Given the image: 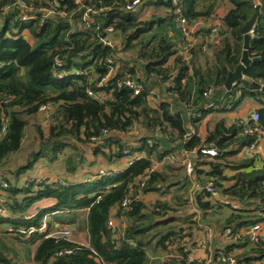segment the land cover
Masks as SVG:
<instances>
[{"label": "trees", "instance_id": "obj_1", "mask_svg": "<svg viewBox=\"0 0 264 264\" xmlns=\"http://www.w3.org/2000/svg\"><path fill=\"white\" fill-rule=\"evenodd\" d=\"M19 1L26 6L0 0V198L9 210L0 215V264H147L150 253L159 251L169 258L158 264H203L188 262L180 242L194 237L202 225L214 231L213 262L223 264L226 255L240 264H264V242L236 236L244 228L264 225V160L241 155L254 137L239 136L236 125L224 119L204 137L198 132L210 113L238 111L248 102L257 104L264 130V0H259L261 13L248 50L260 59L244 70L259 85L239 80L230 90L225 83L241 61L242 26L254 12L252 0H231L234 6L219 17L214 6L200 11L202 0H181L191 23L206 20L196 32L203 39L188 59L157 29L168 18L174 20L173 0H141L134 10L127 9L134 0H85L86 7L98 10L89 20L84 19L86 7L72 0ZM145 7L161 14L142 19ZM50 8L55 14L45 17L42 9ZM24 12L32 17L23 20ZM109 27L117 34L112 45L102 40L112 35L106 32ZM213 28L217 41L208 40ZM127 78L142 86L138 94L125 84ZM151 89L158 90L154 103ZM89 90L108 97L99 101ZM48 103L45 130L35 120L44 118L40 109ZM193 113L201 116L190 117ZM188 125L197 133L185 142ZM132 129L135 133H129ZM99 136L98 142L92 140ZM26 141L32 145L28 150ZM204 144L214 146L218 155L198 160L192 177L177 160L168 159L180 155L177 146L190 150ZM22 153L23 163L6 167ZM135 155L140 157L120 172L83 180L99 156L103 165L112 166ZM41 161L51 166L60 162L65 174L51 181L32 176ZM154 161L161 168L141 190L139 178ZM80 169H86L83 176ZM209 180L238 207L198 192L193 210L188 197L194 183ZM131 189L156 192L160 198L133 199L128 209H118L117 217L127 226L115 238L108 219ZM172 189L175 207L162 198ZM44 220L47 228L40 231ZM57 225L77 230L69 238L50 235ZM227 231L230 239L216 244V237ZM79 233L87 236L85 245L76 241Z\"/></svg>", "mask_w": 264, "mask_h": 264}, {"label": "built area", "instance_id": "obj_2", "mask_svg": "<svg viewBox=\"0 0 264 264\" xmlns=\"http://www.w3.org/2000/svg\"><path fill=\"white\" fill-rule=\"evenodd\" d=\"M76 5L80 7H86L85 0H72ZM17 3L21 6H26L22 1L17 0ZM141 4V0H134L132 3H130L127 6L128 10H134L135 8L139 7ZM10 7H7V9ZM43 15L45 17H49L50 15L55 14L54 9H42ZM98 10L94 9L92 7H86V12L84 15L85 20H89L91 17V14L97 13ZM171 12L174 16V27L180 29L183 33V41L179 47V53L182 55L185 59H188L190 56L191 50L194 48V46L199 43L203 38L201 34H197V27L195 25L190 24L189 19L184 14L183 7H182V1L181 0H173V7L171 8ZM60 15H66V13L63 10H59L57 12ZM32 15H29V13L24 12L22 14L23 20L30 19ZM254 29L251 31L253 33ZM106 32L108 34H112L114 32L112 27H109ZM105 44L112 45L113 41L111 39H102ZM209 41H217L218 40V31L217 28H213L212 34L208 38ZM204 50H207V46L204 47ZM108 62L111 63V60H108ZM112 72V71H111ZM110 74V73H109ZM108 74V75H109ZM108 75L103 78L100 81V85H103V83L108 78ZM125 84L132 88L136 94H138L142 86L137 83L135 80L127 78L125 80ZM236 84V83H235ZM234 84V85H235ZM196 88V86H195ZM213 89H209L204 92L205 96H208L212 93ZM158 90L157 89H151L149 91V98L152 100L157 96ZM89 95H91L93 98L104 101L108 96L105 93H97L89 90ZM42 112L45 121H47L51 116V104L48 103L46 105H43L40 109ZM201 114H190V117H200ZM260 120V113L253 109L249 111L245 116L236 117L233 120L234 125H236L237 132L239 136H253L254 140L245 147L243 150V154L246 157H255L257 155H261L264 159V130L259 125ZM134 130L132 129L129 133H133ZM102 133H107L106 130H102ZM196 129L192 125H188V132L185 135V142L192 137V135H195ZM92 140L94 142H98L100 140L99 137H92ZM149 145H152V142H149ZM218 155V150L210 145V144H204L200 147H196L190 150L184 149L183 155L180 161V164L183 166L186 174L189 177H192L195 172V164L198 160H201L204 157L212 158ZM129 158H124V164L123 165H112V166H100L98 169L93 173H88L83 177V180L85 182H92L97 177H102L106 175H110L113 173L120 172L124 169L125 165H129L133 162L135 157H140L139 155L135 156H128ZM161 168V164L157 161H154L152 166L146 170V172L140 176L139 178V186L142 188L145 186L147 180L150 178V175L155 172L156 170H159ZM40 179H48V181L57 179V178H48L43 177ZM198 192H206L209 194L210 199L212 200H218L221 202H224L226 204H229L233 208H237L238 204L234 202L229 196L225 197L222 195L221 191L215 186L214 182L212 180L207 181L205 184H197L194 183L191 193L188 197V202L193 210H196L194 207V196ZM150 194L153 195V193L149 194H143L142 192L134 193V190L131 189L130 194L124 198V200L121 202V204L115 208L112 209L110 213V217L108 219V227L111 228L114 232V237L116 238L118 236L117 232L120 231L119 226L122 228H125L127 224L122 221V218L117 217L118 209H128L133 199H143L148 200L150 198H147L150 196ZM155 200V199H154ZM3 198H0V215L1 216H7L9 214V210L7 207L2 205ZM33 216V214H29V217ZM56 230L50 234L55 236H61V237H70L73 231L72 226H56ZM47 228L46 220H44L42 226L40 227L41 230H45ZM27 231V230H26ZM25 230L23 232H26ZM35 229H30L28 232L32 233ZM227 238H230L229 231H227L226 235ZM237 237L242 236H249L252 242H260L261 240L264 242V225L258 223L253 226L247 227L242 229L237 235ZM213 241H214V231L213 229L208 225H202L199 226L196 230V235L194 237H187L185 236L181 242V246L183 248V253L187 257L188 262H199L203 264H217L212 261V249H213ZM79 244L85 245L82 242L77 241ZM209 252V255L206 256L202 255L201 252ZM68 252V251H67ZM70 252V251H69ZM169 256L172 257H181V254H174L170 253ZM221 261L223 264H240L239 260L235 256H222ZM262 264V263H261Z\"/></svg>", "mask_w": 264, "mask_h": 264}, {"label": "crops", "instance_id": "obj_3", "mask_svg": "<svg viewBox=\"0 0 264 264\" xmlns=\"http://www.w3.org/2000/svg\"><path fill=\"white\" fill-rule=\"evenodd\" d=\"M214 6V14L216 16H220V15H223L224 13H226L230 8H232L234 6V3L231 1V0H202L200 1L198 4H197V8L200 10V11H206L208 10L210 7ZM173 22V21H172ZM215 23H218V20H214ZM206 23V20H204L203 18H201L200 20L194 22V23H191L192 25H195L197 27V29L201 26V25H204ZM164 35L169 38V39H172L174 40L176 43H177V46L178 48L180 47L182 41H183V37L182 38H178L176 35H175V32L173 31V28L172 26H168L167 29H165L163 31ZM117 38V34H112L111 36H109V39H111L112 41H114L115 39ZM196 89V88H195ZM152 103H154V100H152ZM253 109H256V107H252L251 106V103H247L245 104V106H243L240 110L238 111H231V112H213V113H210L209 115H207L199 124V129H198V132L200 134V136L204 137L207 133V131H210V130H213L216 126V124L224 119L225 123L227 125H230L233 123V120L236 118V117H241V116H245L249 111L253 110ZM177 151L179 152V156H180V159H177V162L180 164V161H181V158H182V155H183V151L184 149L181 148L180 146H177ZM241 155L244 156L243 152L241 153ZM259 158L263 159V157L259 154L258 155ZM172 158V157H171ZM264 160V159H263ZM171 161H174V159ZM124 164V159H122L121 161L117 162L116 164H112V165H123ZM107 165V164H106ZM40 166H45L46 168H40ZM49 164H46V165H42V164H37L36 166V169L38 167V169L36 170V174L35 176L37 178H43V177H48V178H54L53 175H50L49 173V170H47L49 168ZM102 166V165H101ZM105 166V165H104ZM205 167V166H203ZM42 169H45L44 172L45 174H42L43 173V170ZM185 171V170H184ZM38 172V173H37ZM32 176L33 173H31ZM34 176V177H35ZM85 176V175H84ZM83 176V177H84ZM163 198V197H162ZM119 228L121 229L122 228V225L121 227L119 226ZM195 235H196V232H195ZM226 237V236H225ZM220 238H224V236H217L216 237V240L217 239H220ZM83 239L86 241H88L87 239V236L84 235ZM227 240H229V238L226 237ZM215 241V240H214ZM226 242V241H225ZM206 253L207 255H209V252H201L202 255H205L206 256ZM239 253V252H237ZM155 256H157V254L153 255L152 253H150V258H149V262L147 264H151L152 262L151 261H154L155 264H158L160 261H164L158 258H156ZM31 263V262H30ZM29 262H25L23 264H30ZM169 264V263H168Z\"/></svg>", "mask_w": 264, "mask_h": 264}, {"label": "rangeland", "instance_id": "obj_4", "mask_svg": "<svg viewBox=\"0 0 264 264\" xmlns=\"http://www.w3.org/2000/svg\"><path fill=\"white\" fill-rule=\"evenodd\" d=\"M153 14H161V12H159V10H157V9H155L154 7H145L144 9H143V11H142V13L140 14V18H142V19H145V18H150ZM162 15H164L165 17H166V13H164V12H162ZM168 26H172V28H173V31L175 32V35L178 37V38H182L183 37V33H182V31L180 30V29H178V28H176V27H174V22H172V21H170L169 20V18H168V20H167V23L162 27V28H160V27H157V29L161 32V33H164L163 31L165 30V29H167V27ZM249 104L251 103V102H248ZM251 106L254 108V107H257V104L256 103H251ZM35 122H37L38 124H40L45 130H46V128L48 127V122L47 121H45V119L43 118V117H41L40 116V118L38 117L37 118V120H35ZM31 131L33 132L34 130L33 129H31ZM30 132V131H29ZM135 133V132H134ZM28 144V142L26 141L25 142V145H27ZM32 146V145H31ZM29 144L26 146V149L28 150L30 147H31ZM88 150H90V149H88ZM87 155L91 158L92 156V154L90 153V151H88V153H87ZM172 157V158H171ZM16 158V157H15ZM25 158H26V153H22V154H20L19 155V157H17L16 159H13V160H11L9 163H8V165L6 166V167H8V168H10V169H15V168H17V166H19L21 163H23L24 161H25ZM129 157H127V159H128ZM176 158L177 159H180V156L178 155V153H176V154H173V155H171L168 159L169 160H173L174 159V161H176ZM126 159V158H125ZM104 160L99 156L98 157V163L93 167V172H95L97 169H98V167H100L101 165H103V164H105V162H103ZM40 164H44V165H46V164H48V163H46L45 161H41L40 162ZM176 164V163H175ZM40 168H46L45 166H40ZM37 169H38V167H37ZM36 168L34 169V171L32 172L33 173V175L35 176V172H36V170H37ZM43 170V173L42 174H45V172H44V170L45 169H42ZM47 170H49V173H50V175H53V177L54 178H59V177H61V175L62 174H65V172H64V169H63V166H62V164L60 163V162H58L56 165H53V166H49V168L47 169ZM85 170L86 169H80L79 170V173H80V175L81 176H83L84 175V173H85ZM92 172V173H93ZM35 173V174H34ZM38 173V172H37ZM86 174H88V173H86ZM85 174V175H86ZM36 177V176H35ZM153 193V195L152 194H150V196L149 197H147V198H150V199H148L147 201H153L154 199H158V198H160V195L158 194V193H156V192H152ZM174 195H175V190L174 189H172V191L170 192V193H167L166 195H164L163 196V199L164 200H168L169 202H170V204H172L174 207H175V205H174V203H175V198H174ZM47 201H44L43 203H46ZM76 229V227L73 229V230H75ZM77 230V229H76ZM84 233H79L78 234V237L77 238H75L76 239V241H79V242H82V243H84V244H86V241L83 239V237H84ZM230 239V238H229ZM227 239H226V237H224V238H220V239H217L216 240V244H223V242H225ZM214 246V245H213ZM159 253L160 254H157V256H155L156 258H158V259H162V260H164L165 262L167 261V259L169 258L168 257V255L167 254H162L161 253V251H159ZM172 257V256H171ZM160 259V260H161ZM152 263L151 264H155L154 263V261H151ZM30 264H34L33 262H31ZM169 264H173L172 262H169Z\"/></svg>", "mask_w": 264, "mask_h": 264}, {"label": "water", "instance_id": "obj_5", "mask_svg": "<svg viewBox=\"0 0 264 264\" xmlns=\"http://www.w3.org/2000/svg\"><path fill=\"white\" fill-rule=\"evenodd\" d=\"M252 2L254 5V12L242 26V33L244 35V45L241 61L236 67V69L230 72L228 75L227 81L225 83V87L228 90H230L234 86V84L239 80L251 81L253 85H259L257 82L251 80L244 74V70L249 67L252 62L260 59V57H251L248 51L250 47V41L255 37V35L251 33V31L256 25V22L261 13V4L259 0H252ZM261 89L264 90V85L261 86Z\"/></svg>", "mask_w": 264, "mask_h": 264}]
</instances>
